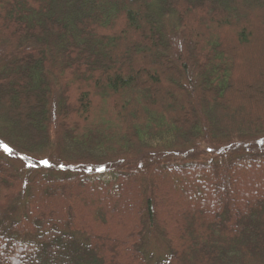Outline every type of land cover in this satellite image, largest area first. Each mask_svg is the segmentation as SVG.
Listing matches in <instances>:
<instances>
[{
	"label": "trees",
	"instance_id": "trees-1",
	"mask_svg": "<svg viewBox=\"0 0 264 264\" xmlns=\"http://www.w3.org/2000/svg\"><path fill=\"white\" fill-rule=\"evenodd\" d=\"M258 91L264 0H0V141L91 167L0 153V264H264Z\"/></svg>",
	"mask_w": 264,
	"mask_h": 264
},
{
	"label": "rangeland",
	"instance_id": "rangeland-1",
	"mask_svg": "<svg viewBox=\"0 0 264 264\" xmlns=\"http://www.w3.org/2000/svg\"><path fill=\"white\" fill-rule=\"evenodd\" d=\"M253 3H256V0H253ZM262 91H258V94L262 95V100L264 101V94L261 93ZM257 143L253 141H246L244 144H241V141L238 140H232L229 142L227 147L230 146H239V148H249L256 146ZM7 146L0 141V153L7 157L23 174L24 178L27 179L29 176L37 169L39 168H45L47 170H62V169H69L72 172L75 170L84 169L87 171V169H91L89 165H74V164H65L62 162L57 161L56 159L49 157L46 153H39L32 156L22 155L20 153H17L13 149H10L7 147L8 150H5ZM214 151L215 153H218L221 148H211L205 143H199L198 150L199 151H207L210 150ZM56 164L59 165L62 169H56L52 165ZM83 170V171H84ZM99 170V168H97ZM144 249L148 255L149 262H152L158 258H161L164 256L167 252V245L166 241L160 237L158 234H156L154 231L149 232L146 235V243L144 245Z\"/></svg>",
	"mask_w": 264,
	"mask_h": 264
},
{
	"label": "snow or ice",
	"instance_id": "snow-or-ice-1",
	"mask_svg": "<svg viewBox=\"0 0 264 264\" xmlns=\"http://www.w3.org/2000/svg\"><path fill=\"white\" fill-rule=\"evenodd\" d=\"M5 150H8L7 147L5 148Z\"/></svg>",
	"mask_w": 264,
	"mask_h": 264
}]
</instances>
